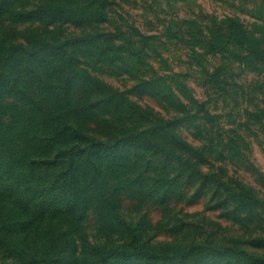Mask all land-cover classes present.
Returning a JSON list of instances; mask_svg holds the SVG:
<instances>
[{
	"label": "rangeland",
	"instance_id": "obj_1",
	"mask_svg": "<svg viewBox=\"0 0 264 264\" xmlns=\"http://www.w3.org/2000/svg\"><path fill=\"white\" fill-rule=\"evenodd\" d=\"M246 39L264 0H0V264H264Z\"/></svg>",
	"mask_w": 264,
	"mask_h": 264
},
{
	"label": "trees",
	"instance_id": "obj_2",
	"mask_svg": "<svg viewBox=\"0 0 264 264\" xmlns=\"http://www.w3.org/2000/svg\"><path fill=\"white\" fill-rule=\"evenodd\" d=\"M102 36V34L100 33H96V34H88V35H84V36H81V37H79V38H95V37H101ZM66 40H68V39H65V40H63V41H66ZM245 43H246V45H247V49L252 53L254 50L256 51V52H258V53H260V54H258V56H260V57H264V50H262L261 48H259V47H256L255 46V43L254 42H251L249 39H246L245 40ZM57 44H59V42H57L56 43V45ZM16 53H18V52H16ZM23 52H21V54H22ZM251 56H253L254 54H250ZM63 65H65V63L63 64ZM62 64H60L59 65V68L61 69V70H63L64 71V66H63ZM11 147V143H10V141L7 139V138H4V151H0V153H4V157L6 158V160L7 161H9V160H12L14 157H13V152H12V149L10 148ZM45 155V158L46 159H48L47 158V154H44ZM38 162V164H47L46 163V161H43V160H38L37 161ZM70 162H75V170L77 171V172H85V169L88 171V169H89V165L87 164V161L86 160H82V158H81V156L80 155H73V157H72V159H71V161ZM98 170L96 169V172H97ZM96 175L97 174H95L93 171H91L90 173H89V176H91V178L93 179V181H97L98 179H97V177H96ZM137 179H143V176H142V174H140L138 177H137ZM100 181H101V179H100ZM48 184H51V185H54L55 184V181L54 180H52V181H49L48 183H47V185ZM196 246H198V245H196V244H191L190 246H188L187 248H184L182 251H181V253H180V255L181 256H183L184 258H188V257H190L191 255H192V252H193V249L194 248H196ZM105 248V247H104ZM102 246H98V247H95V249H98L100 252H104V249Z\"/></svg>",
	"mask_w": 264,
	"mask_h": 264
}]
</instances>
